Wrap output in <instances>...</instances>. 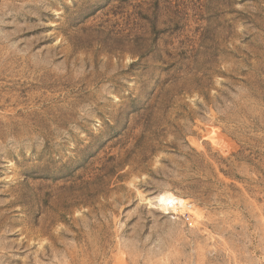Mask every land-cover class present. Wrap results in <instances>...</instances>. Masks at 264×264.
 Instances as JSON below:
<instances>
[{
    "label": "rangeland",
    "instance_id": "374dc122",
    "mask_svg": "<svg viewBox=\"0 0 264 264\" xmlns=\"http://www.w3.org/2000/svg\"><path fill=\"white\" fill-rule=\"evenodd\" d=\"M0 264H264V0H0Z\"/></svg>",
    "mask_w": 264,
    "mask_h": 264
}]
</instances>
